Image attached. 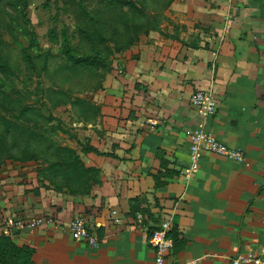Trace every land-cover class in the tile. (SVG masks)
<instances>
[{"label":"crops","instance_id":"obj_1","mask_svg":"<svg viewBox=\"0 0 264 264\" xmlns=\"http://www.w3.org/2000/svg\"><path fill=\"white\" fill-rule=\"evenodd\" d=\"M164 16L123 55L98 123L77 131L101 154L71 147L81 176L48 189L28 169L3 171L0 235L10 216L63 227L9 236L33 250V264H155L148 237L164 221L173 240L164 264L264 261V0H173ZM197 91L217 100L211 118L190 107ZM200 129L242 149L244 163L205 154L193 166L184 132ZM77 217L97 232L96 248L72 239Z\"/></svg>","mask_w":264,"mask_h":264},{"label":"rangeland","instance_id":"obj_2","mask_svg":"<svg viewBox=\"0 0 264 264\" xmlns=\"http://www.w3.org/2000/svg\"><path fill=\"white\" fill-rule=\"evenodd\" d=\"M26 1L37 74L23 56L30 34L21 5L0 0V177L9 166H20L49 189L68 184L67 163L76 154L71 147H90L77 131L98 123L101 99L115 97L107 94L108 85L123 76V55L160 30L173 0H130L136 10L104 0ZM64 34L87 64L67 60Z\"/></svg>","mask_w":264,"mask_h":264},{"label":"built area","instance_id":"obj_3","mask_svg":"<svg viewBox=\"0 0 264 264\" xmlns=\"http://www.w3.org/2000/svg\"><path fill=\"white\" fill-rule=\"evenodd\" d=\"M119 74L123 75V71H119ZM189 102L190 107L203 119L214 116L218 107V102L215 97L211 93L204 91L195 92ZM184 134L189 142L190 161L193 166H196L205 154H212L236 164H242L245 161V155L242 149L228 148L204 130H185ZM181 175L184 180L189 179V176L183 175V173ZM136 223L137 225H142V215H137ZM43 225H52L60 229L63 228L52 219L39 218L26 223L17 216L6 218L3 228L6 236L9 237L13 236L14 230H20L24 227L29 230H35ZM68 230L72 239L77 243H85L90 248H96L100 244L101 239L97 232L90 229L83 218H74L69 223ZM171 231L172 226L170 222L164 221L148 237V245L156 254L155 264H164L165 256L172 249L173 240L170 236ZM230 264H264V261L252 254H246L231 260Z\"/></svg>","mask_w":264,"mask_h":264},{"label":"trees","instance_id":"obj_4","mask_svg":"<svg viewBox=\"0 0 264 264\" xmlns=\"http://www.w3.org/2000/svg\"><path fill=\"white\" fill-rule=\"evenodd\" d=\"M21 9H20V17L21 20L26 28V30L30 34V40H29V48L24 51L23 56L25 59V62L29 66L30 70L32 73L37 74V69L35 62L32 58V56L29 54V50L35 47V41H36V36L32 30L30 20L28 19V14H27V9H28V4L26 0H18ZM108 1L112 5H117L122 8H128L131 10H136V5L133 1L130 0H104ZM62 46L64 49V54L66 55L67 60L72 63L74 66H79L80 64H87L88 59L87 58H81L75 55L73 50L70 47V43L67 39V36L64 34L62 36ZM0 68H4L0 65ZM84 153H94L96 155H101L97 150H95L92 147L84 148L82 150ZM68 154H72V151H65ZM73 156V155H71ZM80 162L78 160V157L73 156L70 158V160L67 163V170L69 171V178L71 175L73 177L76 176H81L82 173L80 172ZM96 174V171H92ZM97 175V174H96ZM94 175V178L95 176ZM32 255H33V250L28 248V247H17L10 239V237L2 234L0 235V264H33L32 263Z\"/></svg>","mask_w":264,"mask_h":264}]
</instances>
